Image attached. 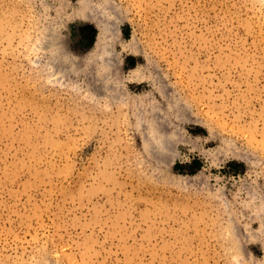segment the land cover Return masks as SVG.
<instances>
[{"label": "rangeland", "instance_id": "374dc122", "mask_svg": "<svg viewBox=\"0 0 264 264\" xmlns=\"http://www.w3.org/2000/svg\"><path fill=\"white\" fill-rule=\"evenodd\" d=\"M0 264H264V0H0Z\"/></svg>", "mask_w": 264, "mask_h": 264}, {"label": "bare ground", "instance_id": "6f19581e", "mask_svg": "<svg viewBox=\"0 0 264 264\" xmlns=\"http://www.w3.org/2000/svg\"><path fill=\"white\" fill-rule=\"evenodd\" d=\"M90 20V19H89ZM98 25V24H97ZM103 25V24H102ZM106 27V25H104ZM105 29V28H104ZM103 31V30H102ZM105 31V30H104ZM107 33V32H106ZM133 46V45H132ZM128 47V46H127ZM136 50V49H135ZM138 50V49H137ZM140 76V75H139Z\"/></svg>", "mask_w": 264, "mask_h": 264}]
</instances>
